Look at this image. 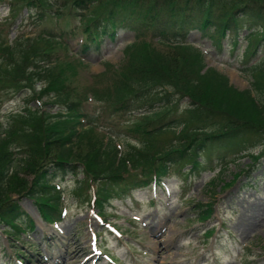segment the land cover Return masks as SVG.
<instances>
[{"label": "trees", "instance_id": "1", "mask_svg": "<svg viewBox=\"0 0 264 264\" xmlns=\"http://www.w3.org/2000/svg\"><path fill=\"white\" fill-rule=\"evenodd\" d=\"M0 4L10 5L12 14L27 9L40 28L27 49H19L20 42L0 40V92L27 90L32 93L28 104L48 97L47 105L60 112L49 115L26 106L6 127L0 121V224L12 232H23L28 222L34 227L20 206L22 197L34 199L43 218L55 222V216H61L59 182L70 176L77 179L75 198L89 203L94 197L96 207L105 212L113 198L125 199L134 190L159 185L173 173L185 176L187 164L194 173L201 167L200 155L226 162L253 152L257 140L264 147V66L249 68L255 92L240 91L226 75L207 67L201 52L185 41L196 30L221 47L227 33L237 38L248 30V56L256 57L264 43V3L0 0ZM122 29L135 32L136 43L128 47L121 66L108 64L106 72L91 77L85 95L67 85L66 77L55 75L63 60L58 52L68 55L70 39L81 37L79 54L85 57L99 54L106 39L114 42ZM149 32L165 47L161 50L177 49V55L156 50L160 48L146 39ZM182 49L190 53L183 51L180 57ZM72 61L78 69L83 66L82 58ZM69 70L77 76V69L69 65ZM36 80L46 85L40 93L35 91ZM91 99L100 109L92 110ZM186 99L189 104L183 109L180 103ZM127 116L138 117L125 124L138 146L123 152L113 139L91 136L101 123L115 125L116 117ZM172 131L177 136L164 137ZM83 138H88L85 150ZM55 147L59 150L53 155ZM213 207L196 205L200 221L212 217Z\"/></svg>", "mask_w": 264, "mask_h": 264}, {"label": "rangeland", "instance_id": "2", "mask_svg": "<svg viewBox=\"0 0 264 264\" xmlns=\"http://www.w3.org/2000/svg\"><path fill=\"white\" fill-rule=\"evenodd\" d=\"M252 2L260 5L264 0ZM11 16L8 7L0 6V40L7 39L10 44L19 40L21 44L18 48L27 49L40 28L31 20L22 23L23 18L28 17L26 10L16 17L12 26L3 24ZM246 34L244 32L236 41L235 50L228 47L234 43L228 36L221 41L222 50L210 39L202 38L197 31L190 32L187 38L204 52L207 66L216 68L228 76L238 90L245 91L252 89L254 76L247 67L255 62L248 63L251 59H243L248 47L244 39ZM134 36L132 32H121L118 41H108L101 54L87 55V65L81 70L72 61L77 58L72 53L80 49V37H74L69 40L71 54L66 55L64 50L58 52L63 60L55 75L66 77L64 80L67 85L76 87L78 95L83 96L89 91L91 77L104 72L107 63L113 67L123 64L124 50L134 41ZM148 39L151 40V34H148ZM154 43L157 44L156 41ZM158 48L155 49L161 54L177 55V49L163 51L161 49L165 47ZM186 50L182 49L181 55H178L182 57ZM69 65L77 69L76 77L69 70ZM36 81L35 90L40 92L45 84ZM28 95V92L14 95L0 92L1 120L6 126L12 122L13 114L23 110ZM47 101L46 98L33 99L29 104L33 111L59 114V109L47 105ZM187 103L181 102L182 108ZM90 105L94 109L101 107L95 102ZM126 120L133 121L134 118L120 121L116 117L113 120L115 125L101 123L103 128L95 129L91 136L107 141L114 135V142L120 149L127 151L129 146L138 143L125 131ZM199 122L198 119L196 123ZM181 131L179 128L177 133ZM175 135L176 131H172L164 137L173 139ZM86 139L83 138L81 142L82 150H85ZM260 140L252 146L256 151L251 153V157L242 160H229L226 164L214 162L210 165L206 164V158L200 157L198 161L206 170L196 173L197 176L186 178L175 175L166 181L165 187L137 191L133 200H115L104 215L99 213L102 218L98 217V211L91 204L78 203L73 195L72 188L76 184L73 177H68L63 185L65 195L62 203L66 215L59 224L45 223L35 200L23 197L20 204L34 220L35 228L28 230L25 235L17 233L14 237L3 225L0 226V264H112L106 260V254L117 258L115 264H264V215L254 222L256 228L250 233L240 231L237 226L242 215H246L245 206L247 209L249 204L264 200V147ZM58 150L55 147L52 154ZM258 155V161H255ZM212 167H217L215 172H212ZM188 169H191L189 165ZM25 177L27 180L32 179L30 176ZM210 202L214 204L215 214L209 222L201 223L194 215L193 206ZM247 215L253 217L251 212H247ZM210 230L214 232L207 236ZM93 247L100 248L103 255L95 254ZM19 252L24 258L18 255Z\"/></svg>", "mask_w": 264, "mask_h": 264}, {"label": "bare ground", "instance_id": "3", "mask_svg": "<svg viewBox=\"0 0 264 264\" xmlns=\"http://www.w3.org/2000/svg\"><path fill=\"white\" fill-rule=\"evenodd\" d=\"M246 212V215H242L241 220L238 223L239 230L246 233H250L255 230L256 224L254 222H257L258 217L261 215H264V200L257 201L253 204H249L245 208H243ZM247 212H251L253 217L250 218L247 215Z\"/></svg>", "mask_w": 264, "mask_h": 264}]
</instances>
